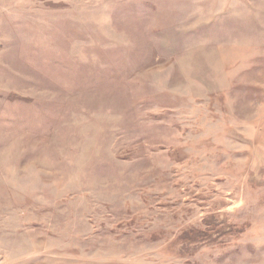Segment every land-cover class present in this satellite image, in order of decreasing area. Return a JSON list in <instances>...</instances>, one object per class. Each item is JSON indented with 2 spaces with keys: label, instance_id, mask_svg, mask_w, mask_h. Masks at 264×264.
Instances as JSON below:
<instances>
[{
  "label": "rangeland",
  "instance_id": "1",
  "mask_svg": "<svg viewBox=\"0 0 264 264\" xmlns=\"http://www.w3.org/2000/svg\"><path fill=\"white\" fill-rule=\"evenodd\" d=\"M0 264H264V0H0Z\"/></svg>",
  "mask_w": 264,
  "mask_h": 264
}]
</instances>
